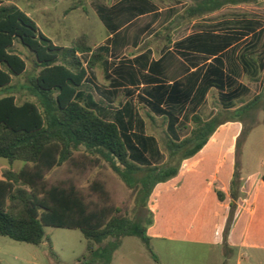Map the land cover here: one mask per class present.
Masks as SVG:
<instances>
[{
    "label": "rangeland",
    "instance_id": "374dc122",
    "mask_svg": "<svg viewBox=\"0 0 264 264\" xmlns=\"http://www.w3.org/2000/svg\"><path fill=\"white\" fill-rule=\"evenodd\" d=\"M118 1L10 0L7 3L16 5L30 15L41 32L59 47H73L85 36L91 53L102 46L109 48V52H103V59L91 70L90 85L94 96L110 109L108 119H112L115 110L123 108L126 103L130 104L133 132L156 140L146 155L148 164L163 167L170 164L167 120L149 109L142 99L145 98L141 95L143 88H138L140 93L136 90L131 93L129 89L116 88L111 83L117 76L119 66L127 71L132 69L133 60L137 57L154 55L158 58L168 51L167 48L157 47L159 44L180 40L184 34L181 28L172 32V29L166 30L161 25L145 27L151 20L148 17L126 26L111 38L113 31L107 23L117 24L120 19L124 20L120 26L123 27L134 19L116 16L118 8L138 11L151 9L150 4L140 0H126L117 6ZM149 1H154L160 7L176 5L170 0ZM176 9L181 10V6H176ZM155 19L163 20L164 16ZM180 19L177 17L174 21L179 22ZM217 19L207 17L206 21ZM234 24H221L214 28L205 25V31L234 36L240 41L245 31L231 33L228 30H240L242 22ZM263 25L264 21L257 22V28ZM262 41L264 32L253 39L252 42L257 44L253 53L245 49L249 45L247 41H242L227 53V71L235 70L237 83L247 90L235 103L237 108L257 96L264 98V87L260 84L264 78V66L260 70L255 64L256 76L246 72L239 59L243 53L255 63L259 62L260 57L264 58V49L260 47ZM14 51L26 61L27 71L22 76L14 77L12 87L0 89V97L13 95L19 104L38 103L30 82L31 77L41 70L35 55L20 41H16ZM173 52L178 54L176 50ZM90 56L80 54L84 64ZM140 62H144V59ZM169 64L167 75L159 76L162 80L175 79L184 70L175 55L169 58ZM137 69L142 70L138 65ZM263 102L259 101L250 110L238 113L233 120L217 128L200 152L177 163V176L157 185L147 197L145 205L139 199L135 201L132 189L108 163L102 161L95 166L90 163L89 157L86 160L83 158L82 152L75 154L77 160L86 164L78 178L83 188L87 189L95 180L100 181L108 190L111 201L122 211L135 214L139 219L151 217L153 220L147 229L151 237L150 247L159 263L155 262L146 243L140 238L125 237L116 248L111 264H264V182H260L264 175ZM191 109L190 106L185 113H179L181 137L188 136L193 127ZM232 113L223 106L215 89L208 92L197 111L204 120L213 114L225 120L231 118ZM24 165L22 161H15L13 167L20 170ZM9 167L8 161L0 158V169ZM69 169L70 165L66 164L55 170L49 176V181L56 183L69 179L72 176ZM219 194L223 200H220ZM86 254V240L79 230L46 227L44 241L38 246L0 237L1 264H80L78 260Z\"/></svg>",
    "mask_w": 264,
    "mask_h": 264
},
{
    "label": "trees",
    "instance_id": "16d2710c",
    "mask_svg": "<svg viewBox=\"0 0 264 264\" xmlns=\"http://www.w3.org/2000/svg\"><path fill=\"white\" fill-rule=\"evenodd\" d=\"M7 1L0 0V89L10 87L14 77L27 71L26 61L14 51L16 41L34 53L41 70L30 79L38 103L19 104L13 95L0 98V158L10 165L0 170V237L38 246L44 241L46 227L79 230L87 248V254L78 260L80 264H111L123 238L138 237L159 263L147 229L152 218L143 220L122 211L100 181L83 188L78 178L86 164L75 154L82 152L83 158L89 157L95 166L102 161L108 163L132 189L135 201L139 199L145 205L157 185L177 176V163L200 152L224 121L219 116L204 120L193 114L189 135L181 137L179 113L191 91H182L180 84L174 83L166 98L168 90L159 85L157 94H150L144 101L154 114L167 120L170 164L149 165L146 155L156 140L133 132L130 106L108 119L88 94V71L80 58V54L92 52L86 37L73 47H59L41 32L31 16ZM222 5L223 0H204L194 10L208 13ZM104 51L100 48L93 52L87 67H95ZM203 82L202 96L214 87L220 91L224 106L242 95L240 91L225 92L227 84L232 86L234 82H227L221 67L210 66ZM259 99L239 107L235 115L250 110ZM15 161L25 165L16 170ZM66 164L72 176L51 183V173ZM219 197L223 200L221 194Z\"/></svg>",
    "mask_w": 264,
    "mask_h": 264
},
{
    "label": "crops",
    "instance_id": "0c3cea01",
    "mask_svg": "<svg viewBox=\"0 0 264 264\" xmlns=\"http://www.w3.org/2000/svg\"><path fill=\"white\" fill-rule=\"evenodd\" d=\"M125 1L126 0H119L117 2V6H120ZM140 1H144L150 4L151 9H142L138 11L126 7L118 8L115 13L116 16L127 18L129 17L134 19L130 20L123 27L120 26L121 23L124 22V20L121 21L119 19L117 24L107 23L109 28H111V30L113 31V34L110 35L111 38L126 26L131 25L132 23H136L137 21L139 22L142 19L148 17L151 18V20L148 21L145 27L154 28L158 25H161V27L165 28L166 30L172 29V32L181 28V31L184 35L180 40H169L162 42L161 45L159 44V46L157 47L167 48L168 51H166L158 58L154 57V55H152V57L151 55H142L140 57H137L135 60H133L134 62L132 69L127 71H124L122 66H119L116 72L117 76L112 79L111 84L113 85V87L120 89H129L128 92L131 93H133L134 90L140 93L138 88H143V93L141 95H143L145 98L150 99V94H157L158 86L164 85L168 90V93L166 95L167 98L172 90L173 84L179 83V87L182 91H191L190 98L186 104V107L181 112H184L187 107L191 106V108H195L193 110L194 112L192 111V115L197 114L199 107L201 106L202 102L206 99L208 92L212 89L218 91L221 101L220 91L214 87L210 88L205 94V96H202L204 76L208 74L209 68L212 65L222 68L224 76H226L227 82H234L232 86H229L227 84V88L225 91L226 93L240 91L242 94L243 91H247L244 86H240L237 83V79L235 77L237 76L236 71L233 69H230L229 72L227 71L228 63L226 57L227 53L237 47L242 41H247L249 45L245 49H250L249 51L253 53V49L257 46L256 42H252L253 39L256 37V35H259L261 32H264V25L260 28H257V22L264 21V0H223V5L219 9L201 14L194 9H198L199 5H201L204 0H170L176 3V5H170L169 7H160L156 5L154 1ZM178 5L181 6V10L176 9V6ZM161 16H164L163 20L155 19ZM177 17L181 18L179 22L174 21V18ZM207 17H213L218 19L212 22H208L206 21ZM237 22H242V25L239 26L241 27V29L238 30V28H232V30L230 29L228 31L231 33H242L243 31H245L243 32L245 33L244 38L240 41L234 36H222L217 32L210 33L205 31V25H211V27L214 28L220 26L221 24L227 23H235L234 25H236ZM138 47H140V45H138ZM260 47L264 49V41L261 42ZM100 48H104V52L106 53L109 52V48L107 46H102ZM150 48L151 47H149V49ZM174 50H176L178 54H175V52H173ZM91 54L92 53H90V55ZM173 55L177 56L180 59V63L181 65H183L184 70L180 75H178L179 77H176L175 79L168 81L162 80L159 76L167 75V72L170 70L169 58L173 57ZM262 58L260 57V61L255 63V61L248 55L243 53L239 55L240 62L242 63V68L250 74H256V76L258 75L256 65L260 70L264 66V58L263 60H261ZM141 59H144V62H140ZM217 59H220L221 62H217ZM85 64H87V62ZM137 65L142 70L137 69ZM85 67L88 71V75L85 79V85L88 94L94 98V100L100 107L102 114L107 117V115L109 114L108 112H110V109L103 106V102L96 100L92 91V87L90 85L92 69L88 68L86 65ZM260 84L264 87V78L263 80H261ZM12 85L10 87H12ZM260 93L261 92H259L258 95ZM145 98H142L143 101ZM255 98H260L259 101H264V98L260 96H257ZM237 100H234L230 102L227 106H225L227 111H233V116L231 118L223 120L224 123L220 126H223L225 123L229 122L230 120H233L234 116H236L234 115V113L238 109L235 105ZM127 106H130V104L126 103L123 108L115 110L112 114V119L113 115L116 112L125 111ZM261 111L262 119L264 121V106L261 107ZM215 116L219 115L213 114L207 120H210ZM260 182H264V175L261 176Z\"/></svg>",
    "mask_w": 264,
    "mask_h": 264
}]
</instances>
